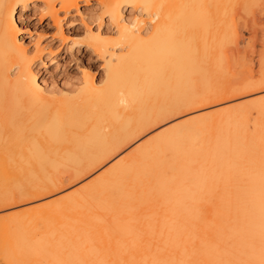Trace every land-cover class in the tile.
<instances>
[{"label":"bare ground","instance_id":"1","mask_svg":"<svg viewBox=\"0 0 264 264\" xmlns=\"http://www.w3.org/2000/svg\"><path fill=\"white\" fill-rule=\"evenodd\" d=\"M27 1L0 0V109L17 117L11 142L22 164L0 184V210L59 192L62 174L87 176L165 119L217 109L175 123L72 192L13 216L6 236L8 228L28 241L36 227L34 235L57 230L59 264H264V96L222 105L264 91V76L224 83L199 68L195 77L191 43L166 25L159 0H104L118 34L97 32L85 43L108 56L104 82L88 73L75 91H48L32 69L42 49L31 56L17 41L13 14ZM42 1L62 34L55 3ZM59 3L68 13L78 0ZM127 4L154 22L146 34L143 19L124 18ZM116 45L123 54L111 52ZM15 253L22 264L26 252Z\"/></svg>","mask_w":264,"mask_h":264},{"label":"rangeland","instance_id":"2","mask_svg":"<svg viewBox=\"0 0 264 264\" xmlns=\"http://www.w3.org/2000/svg\"><path fill=\"white\" fill-rule=\"evenodd\" d=\"M51 1L55 3L56 9H58L57 12L60 19L62 34L54 20L44 17L45 14L42 9L44 3L42 0H28L27 5L24 7L21 6V4H18L16 5L13 14L17 26L18 43L21 44L31 56L36 53L37 49H42L41 58L35 60L32 68L34 72L36 71L39 83H41V85H43L48 91L57 90L60 92L77 90L85 82L89 74L94 78L96 83H103L106 77V62L108 56L105 55L100 59L97 53L86 48L85 43L90 37V34L93 35L97 32H100L103 36H106L109 39L116 38L118 34L115 26L109 22L103 12L101 5L104 0H78L77 8L72 9L68 13L63 12V10L59 8V0ZM159 1L161 2V8H164V6L166 8L165 10L162 9L166 12H164L166 25L171 29H175L179 37L184 36L187 38L188 42L191 43H189V46L193 49L194 54L193 72L195 77L198 76L201 78L199 68L208 70L205 76H218L224 83L225 81L231 80L236 82L242 78L259 80L264 76V0ZM186 2L187 4H185ZM180 9H183L184 13H182L183 11L180 12ZM123 16L124 18L137 17L139 20L143 19V21L146 22L144 23L145 26L143 31H141V35L146 34L147 29L154 25V22L150 23V18L148 16L141 13L140 10L134 9L130 4H127V6L124 7ZM181 26H183V28ZM61 35L64 36V38ZM205 49H209L207 51H209L210 54L208 53L206 56L199 55V52L204 51ZM110 50L115 55H119L124 53L123 51H125V48L116 45ZM262 96H264V91L248 94L230 102L223 103L222 105L229 106L243 103L250 100H256ZM216 109L217 105H212L203 110L183 113L165 119L158 125L145 131L137 139L121 150L119 154L109 159L106 164L95 169L87 176L77 178L71 177L68 172L65 173L66 177L62 174L64 181L61 184L59 192L47 197L21 202L8 208L1 209L0 264H15L14 253L16 252L15 254H18L20 250L26 252L24 253L25 260L24 262L22 261V264H52L51 260L53 264L54 262L59 264L61 260L59 258L61 256L58 259L56 256L54 257L56 259H52V256H54L53 254L55 253L54 251L58 248L61 249L59 242L54 240L58 233L56 232L57 230L53 231L55 232L54 236L46 235L48 234L49 227H46L47 232L44 230L45 236L43 230V235L40 231V235L38 234V231L35 232V235L38 237H46V240L44 241V238H39V240L37 239L38 237L35 238L34 231L36 229L39 230V228L36 227L34 231L31 232L34 236L30 233L31 235L28 241L27 238L29 234L25 233L26 237H23L25 236L23 233L21 234L18 230H15V233L13 229L11 230L8 228L10 234L14 235L15 233L20 236L17 235L20 238L19 239L14 235L15 240L13 243L11 241L14 237H11L10 239L12 240H10L8 237L10 234L8 233L9 235L6 236L7 225L5 222H9V220L18 213L40 206L58 196L72 192L106 167L110 166L118 158L132 151L146 139L160 131L167 129L187 117L194 116L197 113L213 112ZM15 117V114H10L9 111H3L0 109V176H4V181H2L3 178L1 176L0 184H7L8 180L10 182L13 175H15V172H18L16 169L22 166V164H19L17 159H15L17 158L16 150L15 148H12L13 143L15 142V135L17 134L16 130L18 129H16V124H14L13 121ZM12 140H14L13 143L11 142ZM9 148L10 150H8ZM10 152L11 154L14 153L16 157L14 154L10 155ZM2 158H4V160ZM17 163L19 165H17ZM4 232L6 234H4ZM47 238L50 242H46ZM21 239L28 241L26 242L28 245H26L23 240V242H21ZM34 239H37L42 243L34 242L41 245L40 249L33 250L35 247L32 246H36L32 243ZM52 241L55 246H53L54 244L51 245ZM47 243H51L50 246L53 248L48 246ZM22 244L25 245L26 249ZM10 245H13L14 251L10 248L9 255L7 256L8 253L6 254V252L8 251L5 249L8 250ZM3 250L6 252L4 253ZM38 253L39 255L37 256ZM31 254L32 256L36 255L37 257L35 259L34 257H27L31 256ZM57 254L55 255H60L59 253ZM4 256L10 258V260L7 261ZM17 257L20 256L17 255Z\"/></svg>","mask_w":264,"mask_h":264}]
</instances>
